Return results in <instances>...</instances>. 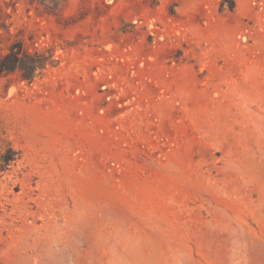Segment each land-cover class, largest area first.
Masks as SVG:
<instances>
[{"label":"rangeland","instance_id":"obj_1","mask_svg":"<svg viewBox=\"0 0 264 264\" xmlns=\"http://www.w3.org/2000/svg\"><path fill=\"white\" fill-rule=\"evenodd\" d=\"M13 43L0 264H264V0H0Z\"/></svg>","mask_w":264,"mask_h":264},{"label":"trees","instance_id":"obj_2","mask_svg":"<svg viewBox=\"0 0 264 264\" xmlns=\"http://www.w3.org/2000/svg\"><path fill=\"white\" fill-rule=\"evenodd\" d=\"M44 62L37 56H33L23 47L22 43H13L9 51L0 55V74L20 70L22 76L31 79L38 68L43 67ZM11 158H7L10 160Z\"/></svg>","mask_w":264,"mask_h":264}]
</instances>
